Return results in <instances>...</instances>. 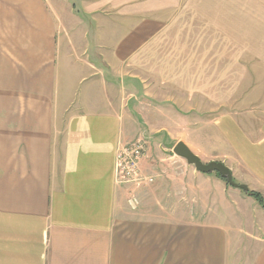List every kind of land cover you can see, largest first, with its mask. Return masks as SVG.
Masks as SVG:
<instances>
[{
    "label": "crops",
    "instance_id": "0c3cea01",
    "mask_svg": "<svg viewBox=\"0 0 264 264\" xmlns=\"http://www.w3.org/2000/svg\"><path fill=\"white\" fill-rule=\"evenodd\" d=\"M261 16L264 0H0V264H264V115L232 104L252 78L236 65L264 63ZM138 137L155 180L131 210L115 154ZM177 141L263 202L177 172Z\"/></svg>",
    "mask_w": 264,
    "mask_h": 264
},
{
    "label": "rangeland",
    "instance_id": "374dc122",
    "mask_svg": "<svg viewBox=\"0 0 264 264\" xmlns=\"http://www.w3.org/2000/svg\"><path fill=\"white\" fill-rule=\"evenodd\" d=\"M254 18L255 16L252 15L251 21L252 20L254 21ZM260 18L263 23L264 16H261ZM260 35L263 40L264 39V29L260 33ZM255 49L257 50V48ZM260 51L262 54L264 49H260ZM242 61H241L242 63L241 65H236L237 67L236 76L240 75L242 67L244 66L248 69L251 68L250 69L251 71L250 70L248 71L251 72L250 75H252V78L249 79L247 76L245 80L243 79L237 80L236 96H234L232 99V104L234 105V112H235V115L241 118H249L250 115H254L255 117L257 116L260 118L264 115V63H261V65H259V63L257 62L256 59H254V57L251 59V63H248V62L243 63ZM260 74L263 75L262 79H260ZM190 114H193V113H190ZM203 115H205L206 117L211 116V114L209 113H207V115L203 113ZM169 153L172 155L173 167L176 169L177 172H182L183 163L188 165L186 161L184 159L181 160L182 158H179L176 155H174L171 151V148L169 149ZM203 162H209V161H203ZM188 166L190 167L191 165H188ZM233 180L235 181L234 178ZM247 191H250V190L248 189ZM215 207L216 206L210 203L209 210H212Z\"/></svg>",
    "mask_w": 264,
    "mask_h": 264
},
{
    "label": "built area",
    "instance_id": "2783aa9c",
    "mask_svg": "<svg viewBox=\"0 0 264 264\" xmlns=\"http://www.w3.org/2000/svg\"><path fill=\"white\" fill-rule=\"evenodd\" d=\"M147 149L144 137H138L132 142L119 147L115 154V180L116 183L126 188V202L131 210L139 206L137 189L152 184L154 175L144 174L140 163Z\"/></svg>",
    "mask_w": 264,
    "mask_h": 264
},
{
    "label": "water",
    "instance_id": "95a60500",
    "mask_svg": "<svg viewBox=\"0 0 264 264\" xmlns=\"http://www.w3.org/2000/svg\"><path fill=\"white\" fill-rule=\"evenodd\" d=\"M171 151L174 155H176L179 158H182L186 161L188 165H191L194 167V169L197 172L201 173H216L218 174L222 179L225 180V182L231 186L239 187L243 189L245 192H247V187L245 184L242 183H236L233 180L232 173L230 169L221 161H209V162H203L184 142L177 141L173 144Z\"/></svg>",
    "mask_w": 264,
    "mask_h": 264
},
{
    "label": "trees",
    "instance_id": "16d2710c",
    "mask_svg": "<svg viewBox=\"0 0 264 264\" xmlns=\"http://www.w3.org/2000/svg\"><path fill=\"white\" fill-rule=\"evenodd\" d=\"M248 195L252 196L256 201H258L259 203L263 202V199L260 195V193L258 192H254V191H247L246 192Z\"/></svg>",
    "mask_w": 264,
    "mask_h": 264
}]
</instances>
